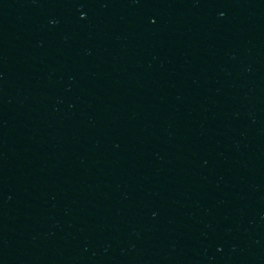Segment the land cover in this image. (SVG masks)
Masks as SVG:
<instances>
[{
	"label": "water",
	"instance_id": "1",
	"mask_svg": "<svg viewBox=\"0 0 264 264\" xmlns=\"http://www.w3.org/2000/svg\"><path fill=\"white\" fill-rule=\"evenodd\" d=\"M0 264H264V0H0Z\"/></svg>",
	"mask_w": 264,
	"mask_h": 264
}]
</instances>
